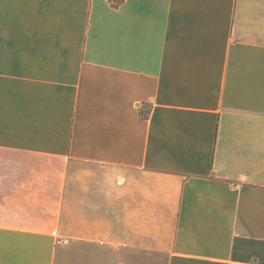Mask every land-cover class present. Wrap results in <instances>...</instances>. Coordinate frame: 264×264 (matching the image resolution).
I'll use <instances>...</instances> for the list:
<instances>
[{"label":"crops","instance_id":"1","mask_svg":"<svg viewBox=\"0 0 264 264\" xmlns=\"http://www.w3.org/2000/svg\"><path fill=\"white\" fill-rule=\"evenodd\" d=\"M0 0V264H264V0Z\"/></svg>","mask_w":264,"mask_h":264},{"label":"rangeland","instance_id":"2","mask_svg":"<svg viewBox=\"0 0 264 264\" xmlns=\"http://www.w3.org/2000/svg\"><path fill=\"white\" fill-rule=\"evenodd\" d=\"M120 0H118L117 2H119Z\"/></svg>","mask_w":264,"mask_h":264}]
</instances>
